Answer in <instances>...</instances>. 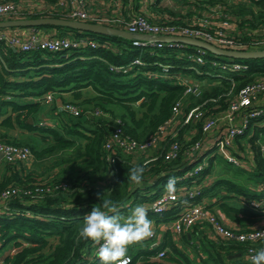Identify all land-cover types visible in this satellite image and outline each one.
I'll return each instance as SVG.
<instances>
[{
    "label": "trees",
    "instance_id": "trees-1",
    "mask_svg": "<svg viewBox=\"0 0 264 264\" xmlns=\"http://www.w3.org/2000/svg\"><path fill=\"white\" fill-rule=\"evenodd\" d=\"M129 1L134 9L136 0ZM253 1L257 3L255 12L252 8H246L251 12L245 20H240L244 30L236 37L235 46L239 48L254 45L252 39L256 37L255 27L264 21V0ZM161 8H167L169 12L159 13V17L151 16L141 9L130 13L125 10L122 13L145 11L158 21L164 20L167 15L170 21H188L187 17L173 8ZM40 13L31 14L35 16ZM190 22L196 23L197 20ZM9 26L29 29L28 35L32 30L43 27L51 28L52 34L68 31L88 34L98 44L85 45L81 49L52 51L37 46L24 49L9 44L6 38L0 39V141L26 144L32 155L39 157L73 144L76 139L69 136L73 133L85 137L82 149L77 154L87 156V165L79 166L68 176L70 184L54 189L46 186L64 177L53 176L40 182L42 180L36 174L24 170L21 161H7L6 169L0 176V192L12 184L28 190L18 191L7 196L3 202L0 201V247L9 241L16 246L13 252L3 255L1 264H99L98 257L92 255V243L84 240L78 242L79 229L91 208L100 206L104 199H112L121 205V214L127 216L134 205L157 195L169 176L183 175L184 170L196 163L194 160L199 158L200 153L198 148L193 150L192 145L198 137L203 136L199 120L194 125L186 122L177 125L179 152L175 158L164 157L171 141L170 136L162 140L161 147L155 152V162L149 164L144 173L142 187L135 186L129 180V174L131 168L143 164L145 157L134 160L131 152L120 148L113 150L115 169L110 173V178L106 176L109 163H106L103 143L117 124L114 117L121 118L120 125L124 133L138 141H145L159 125L170 119L172 105L183 94V83L155 70H164L165 64H168L169 73L179 68L197 73L215 68L213 73L207 72L208 81L201 85L199 93H188L187 104L184 105L190 107L199 103L205 113L224 109L231 95L244 83L257 76H264V56L233 57L246 61L248 66L220 71L216 69L219 64L212 62L216 58L209 50L203 53L204 60L201 62L189 57V54L197 51L194 45H139L132 42V37L82 30L63 24L6 25L0 29L10 35L12 33L4 29ZM183 51L186 53L183 54ZM136 56L141 58V62L133 60ZM85 86L92 88L94 93H83L82 88ZM61 89L70 90L73 94L69 99H62L63 102L70 101L77 105L83 103L84 108L80 107L81 111L77 115L61 109L70 115L60 127L36 120L40 107L38 99L21 100L23 95L34 97L46 91L53 94L55 90ZM251 106L264 107V97H260ZM94 108L101 112L90 114L89 110ZM17 126L21 130L19 134L26 137V140L15 139L13 129ZM241 135L247 136L254 163L251 169L238 164L236 170L249 176L257 188L246 187L233 176L218 174L210 184H202L194 199H202L203 194L213 193L219 184H223L233 190L234 195L228 192L216 197L219 205L227 215L242 221V225H245L242 227H248V223L260 216V210L264 211V187H261L264 182V162L260 147L261 142H264V110L248 116L244 131L235 134L233 138ZM260 138L263 140L259 141ZM232 150L241 160V150L235 147ZM207 160L208 163L195 172L198 181L212 171V156L209 155ZM101 179L104 184L98 183ZM154 185L153 189L150 188ZM230 197L241 200V203L227 202L225 198ZM176 210L175 205L161 212L148 208V217L156 221L167 220L175 216ZM189 231V236L186 232L183 235L188 244L191 245L194 240L199 244L196 253H193L195 256L189 249L181 247L167 228L162 240L155 245H150L152 239L149 238L142 244L130 247L128 254L131 255V264H249L244 242L206 236L210 230L204 221L195 223ZM54 238H57L56 241H53ZM261 245L264 247V240ZM161 250L162 254L157 255ZM235 251H240L241 255L229 257V253Z\"/></svg>",
    "mask_w": 264,
    "mask_h": 264
},
{
    "label": "built area",
    "instance_id": "built-area-1",
    "mask_svg": "<svg viewBox=\"0 0 264 264\" xmlns=\"http://www.w3.org/2000/svg\"><path fill=\"white\" fill-rule=\"evenodd\" d=\"M237 1L238 0H220L215 3L218 7L223 8L221 11L222 13H220L222 14V19L217 24H213L208 16H201L197 18L196 23H192L190 21H170L169 15L165 16L164 20L158 21L151 18L145 11H137V13L134 14H125L122 12L92 13L90 11V3L88 0H56L54 5L50 6L49 9L41 8L39 10L21 5L16 0H0V18L5 15H8L9 17L34 16L31 13L39 11L41 12L40 14L60 15L99 21L117 25L132 32H147L150 35L174 33L189 34L205 38L220 45L237 47L235 46V43L237 42L236 37L239 36V33H231L227 30L229 25V13H231L229 10L232 9V12L234 13V10L237 7V4H235ZM211 9L213 11L214 7H211ZM255 34L256 37L252 39L254 44L252 47H264V21L256 27ZM2 38H6L9 44L17 45L24 49L37 46L52 51L66 48L81 49L85 45L96 46L98 44L97 40L88 34H75L69 31L68 33L41 35L37 30H32L27 37L22 38L16 33L7 35L0 29V39ZM132 42L139 45L154 46H160L164 43L174 45L184 44L183 42L173 40L165 41L162 39L140 37H132ZM195 47L197 51L189 54V57L195 61L201 62L204 60L203 53L207 50L200 46ZM133 60L141 62V58L139 56H136ZM212 62L219 64L222 68L229 67L231 69H242L248 66L246 61L237 60L233 57H231L228 61H218L217 59H213ZM167 66L168 64H165L163 65L164 70H155V72L166 74L167 76L174 78L175 81L181 82L185 85L183 94L179 96L172 105V113L170 119L168 120H172L179 114L181 116L180 121L190 123V125H194L199 120L203 135L204 132L217 125V122H219L220 119L227 121L228 124L215 138L216 146L217 150H220V152L224 155L227 154L229 159L236 160L235 158H237V156L231 149L234 135L244 131V126L248 122V116L264 110V107L262 106L258 108H252L251 106L263 96L264 76H257L244 83L231 95L224 109L217 112L205 113L199 103L190 107L184 106L187 104V99L184 95L190 92L199 93L201 87L200 82L183 75L179 69L169 73ZM52 96L53 94L51 91L43 93V99L45 101H49ZM60 108L66 109L75 115L81 111V108L77 104L70 101H64ZM98 112H101L98 108L89 110L90 114H96ZM238 114H242V116L240 120L236 122L235 118ZM115 120L117 122L116 126L113 130H111L103 143L105 149L104 156L107 161L106 163H109L106 168L109 171L108 173H111L112 170L115 169V167L113 168V160L115 159L113 150L115 148H120L123 149V151L134 153L135 151L141 152L146 150L155 146V143H158V145H156L158 150V148L161 147L160 144L162 140L169 135L171 141L164 152V157L166 159H172L178 155L179 140L176 138L178 130L175 127L172 130L167 131L168 120L159 125L157 130L153 132L145 141H138L136 138L124 133L120 125L122 121L119 116L116 117ZM201 137L202 136L195 140L192 145L193 150L200 147ZM260 147L264 162V142H261ZM0 151L7 161H22L28 159L32 154L28 145L7 141H0ZM154 157L155 152L147 155L144 158V161ZM201 166L198 168H201ZM196 170L197 169L192 172L189 168L184 170L183 175L169 176L167 181L172 177L179 179L176 183V192L170 195L166 191L167 181H165L161 191L152 199H149L146 206L154 211L161 212L162 210L175 205L177 208L175 216L168 219L169 228L175 235H180L183 231L191 229V227L199 221H204L211 230V233L219 238L244 242L246 245L245 253L248 258L250 255L254 254L255 250L263 247L261 242L264 240V223L259 225H250L248 227L230 226L221 219L217 212L209 208V206H207L202 199H194V196L200 192L203 184L197 180V176L195 175ZM180 179H184V181ZM44 180L40 182H44ZM69 184L70 179L63 178L56 180V182L51 181L46 188L54 189L59 186L66 187ZM261 187H264V182L261 184ZM27 190L28 189L22 188L17 184L9 185L0 192V201L3 202L7 196L13 193L18 191L26 192ZM96 250V247L92 245V255H96ZM162 252L163 250L159 251L158 255H161ZM128 255L131 257L130 254Z\"/></svg>",
    "mask_w": 264,
    "mask_h": 264
},
{
    "label": "crops",
    "instance_id": "crops-1",
    "mask_svg": "<svg viewBox=\"0 0 264 264\" xmlns=\"http://www.w3.org/2000/svg\"><path fill=\"white\" fill-rule=\"evenodd\" d=\"M18 1L21 5H25L27 7H31L33 9L39 10L41 8H46L49 9L50 6L54 5L56 0H16ZM58 1V0H57ZM65 1V0H63ZM90 3V11L92 13H102V12H128L129 13L131 11H136L137 9H141V10H145L149 13V15L151 16H158L159 17V13H166L169 12L167 8H161V7H169V8H173L175 10H177L178 12L183 14V17H187L188 21H195L197 20V18L201 17V16H208L210 21L213 22V24H217L218 22L221 21L222 19V13L221 11L223 10V8L218 7L215 3L220 1V0H154L156 1L155 3H153V0H136V5L135 8L133 9V5L131 4V2L128 0H88ZM240 4H241V9H240ZM211 7H214L213 11L211 9ZM246 8H252L253 12H255V10L257 9V3H255L253 0H238L237 2V7L234 10V13H229V22H228V28L227 30L231 33H241L244 30V26L243 25H239L237 26L236 21H240L242 19H244L250 12L251 10H248ZM126 10V11H125ZM39 12V11H36ZM2 18H9V16H2ZM245 20V19H244ZM258 26V25H257ZM256 26V27H257ZM255 27V29H256ZM6 31H8L9 33H16L18 35H20L22 38H25L28 36V33L30 32L29 29L25 30V29H21L19 27L16 26H9V27H5L4 28ZM31 30V29H30ZM37 31L41 34V35H46V34H52L53 31L51 28H47V27H43L40 29H37ZM14 32V33H13ZM7 33V32H6ZM10 34V35H12ZM9 35V34H7ZM23 35H26L23 37ZM82 92L85 94H92L94 93V90L92 88H90L89 86H85L82 88ZM73 97V94H71L70 90H55L53 92V96L49 101H45L43 99V94L41 95H34V97L30 96H26L23 95L21 98V100H30L33 98H36L40 101V107L38 109V114H36V120L40 123H45V124H51L53 126H61L63 121L66 120L68 118V116L70 115V113L61 110V105L63 103L62 99L65 98H70ZM77 99V98H76ZM242 114H238L236 115L237 121L240 120ZM118 116H115V118ZM30 120H32V117H29ZM181 116L180 114L177 115L175 118H173L172 120H168V128L167 131L172 130L173 128H177V125L181 122L180 121ZM223 119H220L218 123L223 122ZM236 121V120H235ZM210 130V129H209ZM219 130L218 124L211 127L210 133L214 132V131ZM222 130V129H220ZM70 137H73L74 139H76V141L73 144L67 145L66 147L54 150L52 152L46 153L42 156L39 157H34V155L31 154V156L28 159L22 160V164L24 167V170H31L32 167L34 168H40L45 161H47L49 159L53 160L54 163L56 165H61L62 168H67L68 166L71 167V165H76V162L73 160V157H75L76 155L79 156L78 154L74 155L72 154L73 151H80L82 149L83 143L85 141V137L80 136V135H76L71 133L69 135ZM239 138L236 137V139ZM214 139V138H213ZM234 139V138H233ZM232 139V145H231V149H234L238 147L235 146V141L236 139H234L233 142ZM262 138L259 139V141H261ZM263 140V139H262ZM233 146V147H232ZM252 147L250 146L248 140L247 143L244 144V142L242 143V146L239 148L241 150V153H243V157L246 158L245 160V164L246 166H249L248 168L251 169L254 163V158H253V152H252ZM78 151V152H79ZM157 151V147L156 146H152L146 150L143 151H135L134 153H132V159L134 160H138L139 158H144L149 154H152L154 152ZM198 152H203L202 149L200 148ZM82 155V154H80ZM201 155H199L200 157ZM7 160L4 158L3 155L0 154V176L3 175L4 171H5V166H6ZM65 164V165H63ZM231 165V164H230ZM232 167L233 165H231V167L228 168H224L223 171L219 172V174H222L224 176H232L229 175V172L232 171ZM251 167V168H250ZM74 169V167H71V172ZM76 170V169H74ZM214 174V169L212 168V171L208 172L204 178L200 181L202 183L205 182L206 184H210L213 180V178H215L216 176L212 175L210 177L211 174ZM107 177H110V173H106ZM241 183H243L244 185L249 186L251 188H257L254 186V181L247 176L245 181H242ZM159 184V183H158ZM161 184V183H160ZM159 184V185H160ZM258 184V183H257ZM149 185V183H148ZM223 185V184H219L218 186ZM156 185L154 186H150V188H154ZM218 186L216 187V191L218 189ZM222 190L224 191V188H222ZM208 194H203L202 196V201H204L205 204H209V208L213 209L215 212H217L221 219L226 222L227 224H229L230 226H245L242 225V221L234 219L232 217H230L229 215H227L225 213V211L221 208V206L219 205V201L218 199H216V197L213 196H208ZM212 194V193H211ZM210 194V195H211ZM145 199V198H143ZM227 200V202L229 203H233V204H240L241 200H236L235 197H230L225 198ZM148 199L143 200L142 202H140V204L138 203V205H145L147 204ZM137 206V205H136ZM261 214L258 218H256L255 220H253L252 222L248 223L249 225H259L264 223V211L260 210ZM153 227H155L156 229V233L153 235L152 237V241L155 244L160 242L163 238V233L165 230H167V228L169 229V222L168 219L167 220H157L155 218H153ZM210 230V229H209ZM188 234L189 236V230L184 231ZM172 236L174 239H176V241L178 242V244L185 248V249H189L190 253H196L197 247H199V244L197 243L196 240H194L192 242V244H188V242L185 241L184 239V235L185 233H183L182 235H174L171 232ZM206 236L210 237V238H214L213 233H211V230L206 234ZM57 238H54L53 241H56ZM14 245H12V251ZM196 249V250H195ZM9 250V249H8ZM10 250V251H11ZM8 251V252H10ZM201 251V250H200ZM2 254L0 253V259L2 260L3 256H1ZM194 255V254H193ZM241 255L240 251H235L232 253H229V257H233V256H238ZM195 256V255H194ZM1 260H0V264H1Z\"/></svg>",
    "mask_w": 264,
    "mask_h": 264
},
{
    "label": "clouds",
    "instance_id": "clouds-1",
    "mask_svg": "<svg viewBox=\"0 0 264 264\" xmlns=\"http://www.w3.org/2000/svg\"><path fill=\"white\" fill-rule=\"evenodd\" d=\"M199 149L200 147L197 151ZM200 155L202 160L204 155L202 152ZM154 162L155 158L147 159L142 165L131 168L129 180L135 186L142 187L144 173L148 165ZM176 183L174 177L167 181L166 191L170 195L176 192ZM154 230L156 233L153 221L148 217L147 206L137 205L127 216H124L121 214L119 203L112 199H104L100 206L92 207L84 216L83 224L78 232V242L79 240L90 241L96 247L95 254L99 264H131L129 248L142 244L149 238L152 239ZM150 245L155 243L150 242ZM248 261L249 264H264V247L255 250L254 254L248 257Z\"/></svg>",
    "mask_w": 264,
    "mask_h": 264
},
{
    "label": "rangeland",
    "instance_id": "rangeland-1",
    "mask_svg": "<svg viewBox=\"0 0 264 264\" xmlns=\"http://www.w3.org/2000/svg\"><path fill=\"white\" fill-rule=\"evenodd\" d=\"M237 2L235 4H237ZM240 9H241V4H240ZM229 11L232 13V9H230ZM6 16H8V15H6ZM236 23H237V26H238L240 21H236ZM186 45H189V44H186ZM185 50H187V49L185 48ZM182 53L184 54L186 52L183 51ZM211 54L213 56H215V58L218 61H222V60H227L228 61L231 58V56L226 55V54H214V53H211ZM219 66L218 67L214 66V67H216V69H219L220 71H222L224 69H231L229 67L228 68H222L221 66L220 67ZM179 70H180V72L183 75H185L187 77H190L193 80L199 81L200 84L202 85V84H204V83H206L208 81L209 73H207V72L213 73L212 71L213 70L215 71V68H211L210 71L208 69L207 72H205V73H197L196 71L191 70V69L179 68ZM262 94H263L262 97H264V93H262ZM184 96L187 99L188 98L187 97L188 93L185 94ZM78 106L81 107V108H84L83 107L84 106L83 103H79ZM36 118H38V117H36ZM235 120L237 122V119H235ZM217 124H218V127H219L218 132L215 130L214 132L210 133V130H211V128H210V130L204 132V135L201 137L200 148L203 151L202 153L204 155V158L202 160H201L202 156H200L199 158H196L194 160V162L195 161H198V162H196L194 165H192L190 170L193 172L195 169L198 170L199 169L198 167H200L201 165L203 166L205 163H208L207 158H208L209 155H211L212 156L211 166H213L214 174L212 173L210 175V177L212 175L217 176L219 174V172L224 170V168H228V167H231V165H233L232 171L229 172V175H232L239 182L245 181L246 177H247L246 174L245 173H240L239 170H236V166L238 164L246 166L245 163H242V162H245L246 158L242 157L241 161H240V159L238 157H237L238 159L235 158L236 160H232V159L228 158L227 154L224 155V154H221V153L217 152L218 150H217L215 138L218 135V133H220V131H222L220 129H224V127L228 124V122L227 121H223L221 123L217 122ZM17 127L18 128L13 129V134L15 136V139H19L20 141L26 140L27 139L26 137L24 138L22 135L19 134V132L21 131L19 129L20 127L19 126H17ZM247 140L248 139H247L246 135H241L239 138L236 139L235 146L240 148L242 146L243 142H244V144L247 143ZM156 145H158V143H155V146ZM78 151L75 150V151L72 152V154L76 155L78 153ZM219 152H220V150H219ZM205 154H207V155H205ZM213 155H214V158H213ZM86 158H87V156L84 155V154L79 155V156L76 155L75 157H73V160L75 161V163L76 162H78V163H76L75 166L71 165V167H74V169H77V168H79V166L87 165V164H85L87 162ZM63 165H65V164H63ZM249 166H251V165H249ZM34 167H36V166H34ZM34 167H32L31 170H32V172L34 174L37 175L38 179L40 178V180L50 179V178H53V176H55V177H64V178L69 179L68 176L71 173V167L70 166H68L67 168H62L61 165H56L53 160L49 161V159L47 161H45V163L40 168H34ZM74 169L72 171H75ZM76 173L77 172H75V175H76ZM98 183L104 184V180L101 179ZM222 188L225 189L224 190L225 192L222 190ZM141 190H142V188H141ZM228 192H232L233 193L231 196L234 195V191L233 190L225 187L224 185H220V186H218L217 191L213 192L212 194L210 193L211 195L210 194H208V195L219 198V197H221V195H224V193H228ZM241 195H244V194H241ZM218 198H216V199H218ZM136 205H138V204H136ZM133 207H135V205ZM183 233H184V231L181 233V235ZM12 245H13V242L9 241L6 245L0 247V253L2 254L1 256H3L8 251H10L12 249ZM15 248H16V246L14 245L13 249H15ZM13 251L11 250L10 252H13Z\"/></svg>",
    "mask_w": 264,
    "mask_h": 264
},
{
    "label": "water",
    "instance_id": "water-1",
    "mask_svg": "<svg viewBox=\"0 0 264 264\" xmlns=\"http://www.w3.org/2000/svg\"><path fill=\"white\" fill-rule=\"evenodd\" d=\"M63 24L71 27H76L82 30L97 31L102 33H116L125 37H140L149 39H162L165 41H179L184 44L200 46L214 54H226L231 57H261L264 56V47H248L239 48L219 45L213 41L207 40L199 36H193L189 34H158L150 35L147 32H132L123 27L107 24L99 21H93L89 19L40 14L35 16H22V17H9L0 18V27L6 25H28V24ZM2 155V152L0 151Z\"/></svg>",
    "mask_w": 264,
    "mask_h": 264
}]
</instances>
